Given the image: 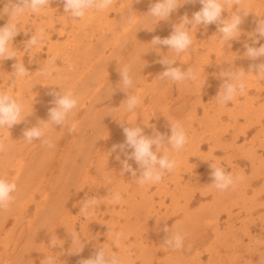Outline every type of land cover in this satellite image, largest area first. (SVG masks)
<instances>
[{
    "label": "bare ground",
    "instance_id": "bare-ground-1",
    "mask_svg": "<svg viewBox=\"0 0 264 264\" xmlns=\"http://www.w3.org/2000/svg\"><path fill=\"white\" fill-rule=\"evenodd\" d=\"M155 2L156 0H113V5L102 13L103 36L100 37L102 44L96 47L98 53L95 57H93L95 54L83 49L84 47L68 44L60 50L57 48L59 46L52 42L47 52L50 57L48 63H52L55 68L52 76H41L37 72L46 63L43 55L44 46L40 47V45L32 49L38 64L35 66L37 68L30 64L29 68H26L30 78L27 79L26 76L16 80L18 93L13 97L25 105L23 115L26 118L11 129L7 127L0 129V143L6 147V151L0 153V177L9 181L14 180L18 186L15 193L16 202L10 206V210H0V264H47L41 251L45 252L44 244L54 231H57V237L68 238V232L78 236L77 242L72 245L73 249L69 251V256L56 262L59 256L56 254L54 264H79L75 259L93 257L94 254H90L89 249L86 250L88 242L81 252L75 251L82 246L81 238L88 239L90 224L97 221L96 215H93L91 210L103 207L99 205L100 199L105 202L104 206L107 204L106 207L110 208L112 194L117 192L124 201L135 203V211L143 210L140 219L139 213L136 220L127 221L128 217H126L124 222H114L115 215L112 214V220L105 223L112 235L108 237L104 234L108 238L106 240L108 244L103 248L118 256L121 264H238L240 260L245 261V264H264V228L260 226L258 229L262 234L261 239L257 240L258 234H255L257 238L254 239L255 242L250 237L251 240L247 243L245 238L239 237L244 232L249 233L250 225L257 227V221L251 223L249 216L250 220H243L244 232L238 231V228H235L234 217L238 219L241 216L239 213L234 215L229 211L232 204L242 203L244 210L250 204L249 209L246 208V214H257L260 219L255 220L259 222L264 217V213L262 214L264 139H260L257 135L259 134L257 127L264 133V103H261L262 100L264 101V76L256 75L255 71L248 73L251 64L264 62V58L252 61L244 56L246 51L244 44L252 43L249 33L255 30L260 19H264V0H239V6L234 5L232 11H236L239 7L241 11L249 12L241 25L242 35L238 40L222 42L216 24L207 28L199 26L191 30L190 34L193 38L191 47L180 54L169 50L167 46L150 44L151 40L155 36L162 39L168 37L173 31V26L181 22V17L187 14L191 18L192 14L199 11L202 6L198 0L196 3H184L171 14L169 19L158 21L157 18L147 14L150 6ZM59 3V0L57 2L50 0L47 11L49 13L52 10L51 15L47 12L45 14L43 10L45 16L47 15L45 24L50 29L45 33L47 27L45 24L40 25L41 30L46 34L45 42L54 38L56 32L51 29L55 27V11L60 14L61 24L67 25L68 18L73 19L64 12L63 6L60 7ZM110 12H113L118 20H114L115 23H120L117 25L113 23L116 27L104 22ZM222 15L228 18L230 13L225 10ZM77 24L76 21L74 25ZM34 28L32 29L36 30ZM61 34H65V29ZM199 37L203 39L200 40ZM260 44H264V39L260 40ZM255 46L259 47V45ZM17 51L19 50L15 51L16 59L0 61V74L4 77L0 78L3 79L2 83L5 87L11 80L6 72L9 63L12 64L9 66L12 68L17 61L25 63L22 57L26 51H21L19 55ZM164 56L176 61L173 67H180L184 71L191 68L199 73L197 80L177 84L161 79L159 73H155L157 71L155 66ZM69 65L72 66V70H69ZM124 65L130 66L134 81L133 87L127 91L129 94L137 95L141 100L131 112L125 107H120L128 95L118 87L120 81L118 68ZM228 69L245 71L242 77L245 91L242 95L237 92L233 101L221 104L216 99L223 83L220 73ZM160 70V73L164 71ZM151 77H153V89L148 83ZM61 88L79 97L77 108L69 116V123L76 126L75 131L69 132L67 125L64 128L61 125H50L45 138H50L54 147L49 148L39 140L31 144L26 143L23 140L24 129L37 125L40 120L49 119L48 110L54 106L50 103L53 97L49 93L53 90L60 91ZM148 88L149 91L151 88L152 92L147 93ZM147 97L150 98L148 102ZM206 98L211 103H216L218 107L207 110L209 107L206 108L204 104ZM200 107L203 111L206 108L204 117L199 115ZM259 110H262L261 114H257ZM253 112L255 115H252ZM241 120H244L243 124ZM170 121L178 122L188 136V142L183 149L177 151L170 146L168 148L170 158H174L178 166L172 172H165L159 183L145 184L143 187L137 182L139 171L137 177H133L128 172L121 174L122 165L116 157L120 155L121 159H124V156L119 150L111 151L113 145L123 143L125 140L121 125L140 126L146 135H152L153 128L161 134L170 135ZM241 141L244 144L239 147L238 143ZM153 150L155 151V146ZM27 157L30 161L24 164ZM129 163L133 168L138 169L134 161ZM212 163L225 168L234 177L241 178L235 188L219 191L211 185ZM91 170H94L93 174L90 173ZM247 171H250L249 175ZM165 177L168 178L163 179ZM102 190L103 197L98 195ZM91 195L98 197L97 206L90 208L89 214L85 216L81 208ZM39 196L40 201H38ZM125 196L128 197L125 199ZM225 198H228V201L233 200L231 205ZM155 203L159 212L155 214L160 216L161 213L163 214L162 210H165V213L161 219L159 217V221L155 220L156 222L151 224V213L157 208L154 206ZM76 209L78 216L71 218ZM213 214L219 219L228 214L227 245L230 246V253L237 254V257L229 254L219 256L217 255L219 252L216 251L205 262L203 256L199 255L200 251L202 254L210 252L213 248L215 251L216 247L213 245L215 240L213 238L209 240L210 235L207 233L201 234L205 229L203 224ZM81 216L87 219L81 222V231L77 232L76 223L81 221ZM172 217L178 218L174 224L185 234L182 249L174 250L164 244L166 234L162 229L165 225L169 228L173 226L168 224V220ZM216 231H219L218 227ZM116 232L124 233L118 246L113 244V236ZM221 233L223 235V232ZM131 238L133 241L129 246L137 252L134 255L127 254L130 248L128 242ZM218 238L216 240H220ZM211 242L213 244L209 246L213 247L208 248ZM250 243L254 246H249ZM98 245L100 244L96 246L100 248ZM193 245H195L194 249H191ZM62 247L64 249V246ZM161 248L164 249V253L160 257L164 258L160 261L158 258L155 260V256L159 255L158 249ZM189 249L192 252L198 251V259L194 262L185 258Z\"/></svg>",
    "mask_w": 264,
    "mask_h": 264
},
{
    "label": "clouds",
    "instance_id": "clouds-1",
    "mask_svg": "<svg viewBox=\"0 0 264 264\" xmlns=\"http://www.w3.org/2000/svg\"><path fill=\"white\" fill-rule=\"evenodd\" d=\"M63 3L64 12L69 14L73 19H82L86 13L91 9L106 10L113 5V0H61ZM196 3L197 0H156L153 3L147 14L152 18H157L158 21L167 20L171 14L180 8L184 3ZM201 4L199 11L192 14L191 18L187 14L181 17V22L173 26V31L166 38L159 36L153 37L150 44L155 46L164 45L169 50L176 54L186 52L193 44L191 30L199 26H207L216 24L218 32L222 38V42H229L238 40L242 35L241 25L244 18L249 12L241 11L238 7L236 11H232L234 5L239 6V0H198ZM4 5L0 9V16L8 15L9 21L0 26V61L16 58V52L12 50L13 40L20 33L21 27L18 22H10L16 18L22 17L26 12L40 13L45 9L50 0H0ZM227 10L230 13L228 18L223 17V13ZM25 31V35H27ZM252 43H245L244 56L252 61L264 58V44H260V40L264 39V19L257 22V26L252 33H249ZM44 40V32L34 33L25 43V50H31L42 44ZM259 45V47L255 46ZM165 66V70L159 74L161 79H167L174 83H184L186 81H195L199 73L194 72L193 69L188 68L186 71L180 67H173L176 61L162 57L159 61ZM69 70L72 66L69 65ZM13 73L17 79L28 76L29 71L26 69L24 63L16 62L13 64ZM255 71L258 76H264V62L251 64L249 72ZM41 76H52L55 73V68L52 63H44L37 71ZM118 73L120 81L118 87L128 93L127 99L120 107H125L127 111H133L141 100L137 95L129 94L127 91L133 87L134 81L131 75V68L128 65L119 66ZM245 71L243 69H228L220 73L223 83L220 86L216 99L221 104H227L233 101L239 92L241 95L245 91V84L242 80ZM53 97L50 103L54 106L48 110L47 121L40 120L38 124L32 127L25 128L23 131V140L31 144L33 141L39 140L42 144L49 148L54 147L50 138H45V133L50 125H61L63 128L67 125L69 132L76 129L75 124L69 123V116L74 109L77 108L79 97L75 96L71 91L60 89V91L53 90L49 93ZM25 105L13 98L7 92L0 91V129L7 127L11 129L25 120L23 115ZM125 140L123 143L112 146L111 151L119 150L123 154L124 159L117 155L116 159L122 165L121 174L126 172L131 173L133 177H137L138 184L143 187L145 184L159 183L165 172H172L177 166L178 162L174 158H170L168 148L169 146L174 150H181L188 142V136L185 129L178 123L170 121V135L161 134L158 130L153 128L152 135H146L144 129L140 126L124 127L121 125ZM155 146V151L153 150ZM6 151L3 143H0V153ZM162 153V154H161ZM129 161H134L138 169L132 167ZM210 176L213 180V185L219 191H225L229 188H235L240 177H234L225 168L218 167L213 163L210 165ZM18 190L17 183L9 181L0 177V210H10V206L16 202L15 193ZM121 199L120 193L112 194V202L117 203ZM98 198L91 197L85 200L82 205L81 212L87 216L89 209L95 206ZM163 232L166 234L164 244L174 250L182 249L184 247L185 234L178 229L175 224L169 228L167 225L163 227ZM112 235L110 232L107 236ZM124 236L122 232H116L113 236V244L119 245V241ZM73 244L77 242L78 236L72 233ZM57 239L52 238L50 247H55ZM61 245V244H59ZM62 246V245H61ZM82 245L76 253L83 250ZM47 264H54V257H46ZM79 264H121L118 256L111 254L106 248L100 247L93 257L81 259Z\"/></svg>",
    "mask_w": 264,
    "mask_h": 264
},
{
    "label": "rangeland",
    "instance_id": "rangeland-1",
    "mask_svg": "<svg viewBox=\"0 0 264 264\" xmlns=\"http://www.w3.org/2000/svg\"><path fill=\"white\" fill-rule=\"evenodd\" d=\"M114 1H117V0H114ZM56 2H57V0H56ZM59 4H61V6L60 7H62L63 5H62V2H61V0H59ZM4 7V5L2 4V3H0V9H2ZM47 9H49V7H46L45 9H43L44 11H45V14H46V12H47V14H52V10H50L49 11V13H48V11H47ZM41 11V13H32L31 14V11H28L27 12V14H24L22 17H19V18H17L16 20H13V21H10V22H16L17 20H19V21H17V22H19V25H20V27H22L21 28V31H20V33L14 38V40H13V44H16V45H14L13 47H12V49H13V51H16V50H19V51H17V54L19 55V53H21V51H23V52H25V54H24V56L22 57L23 59H25L24 61H25V63L24 64H26L25 65V67L26 68H29V66H30V64L31 65H33L34 67L36 66V65H38L37 63H36V61H35V56H34V54H33V50L31 49V50H25L24 48H25V43H26V41L31 37V35H33L35 32L36 33H39L40 31H41V27H40V25L41 24H45L46 23V21H47V15L45 16V14H44V11ZM102 13H103V10H97V9H91V10H89L87 13H86V17H84L83 19H70V18H68L69 20V23L67 24V25H64L63 23L61 24V22L59 21V19H60V14H59V12L58 11H55L54 12V16L56 17V21H55V23H54V25H55V27H53V28H51L52 30H53V32L54 31H56V32H54V38H52V39H48L46 42H45V36H46V34L45 33H48L49 32V27H47V25L45 24V26L47 27H45L46 28V31H45V35H44V40H43V42H42V44H41V46L40 47H43L44 46V49H45V51H43L44 52V56H45V59H44V62H46V63H48L49 61H50V57L47 55V52L49 51L48 49H49V45L52 43V44H54V45H58L59 47H57V48H59L60 50L62 49V48H64L66 45H68V44H70V45H76V46H79V47H84L83 49H86V50H89L91 53H93V54H95V55H93V57H95L96 56V54L98 53L97 52V50H95L96 49V47L98 46V45H101L102 44V42H101V40H100V37L101 36H103V15H102ZM111 13V14H110ZM108 15H107V17H106V19L104 20V22L106 23V22H109V24L112 26L113 25V27H114V25L116 24H120V23H115L116 21H114V20H117L116 18H115V15L113 14V12H110ZM38 17H37V16ZM28 16H30V17H28ZM25 17V18H24ZM37 17V18H36ZM109 17V18H108ZM22 18V19H21ZM140 18H142V17H140ZM139 18V19H140ZM9 19H10V17L8 16V15H2L1 17H0V26H4L8 21H9ZM37 19V20H36ZM41 19V20H40ZM138 19V20H139ZM22 20V21H21ZM71 20V21H70ZM73 20V21H72ZM111 20V21H110ZM113 20V21H112ZM26 23H25V22ZM76 21L78 22V24L77 25H74V23H76ZM118 21V20H117ZM22 22V23H21ZM23 22H24V24H26L25 26H24V24H23ZM31 22H32V24H31ZM38 22V23H37ZM71 22V23H70ZM111 22V23H110ZM30 23V24H29ZM35 23V24H34ZM104 23V24H105ZM113 23H115V24H113ZM39 24V25H38ZM31 25V26H30ZM74 25V26H73ZM116 25H115V27H116ZM119 26V25H118ZM35 27V28H34ZM67 27V28H66ZM119 27H121V25L119 26ZM32 28H34V29H36V30H33ZM25 29V30H24ZM32 29V30H31ZM40 29V30H39ZM56 29V30H55ZM64 29H65V34H61V32L62 31H64ZM51 30V31H52ZM25 31H27V35H25ZM53 32L51 33V34H53ZM59 34H58V33ZM31 33V34H30ZM213 34V33H212ZM211 34V35H212ZM22 35H24V36H22ZM62 35V36H61ZM210 35V36H211ZM23 37H24V40H23ZM26 38V39H25ZM199 39L200 40H202L203 39V37H199ZM51 44V45H52ZM18 48V49H17ZM202 51V50H201ZM33 54V55H32ZM35 54H37V52H35ZM47 57H49V58H47ZM16 58H17V55H16ZM15 58V59H16ZM161 60V58L158 60V62H156V64H158V65H156L155 67H156V70L158 71H155V73H159L160 74V72H159V70L160 71H162V69L163 70H165V66H163L162 64H160L159 63V61ZM31 62V63H30ZM12 64H10L9 63V65H8V68L6 69V72L8 73V77H9V84H6V87H5V85L2 83V81H3V79L2 78H4L3 76H2V74H0V77H2V78H0V91H5V92H7L8 90V94L9 95H11V96H15L17 93H18V90H17V88H16V86H17V81L16 80H18L16 77H15V75H14V73H12L13 71H14V69L12 68V67H9V66H11ZM160 65V66H159ZM7 67V66H6ZM37 67H35V69H36ZM159 68V69H158ZM8 69H9V71H8ZM213 70V69H212ZM11 73V74H10ZM11 75V76H10ZM33 76V75H32ZM11 77V78H10ZM27 79L28 78H30V75L28 76V77H26ZM13 79V80H12ZM15 82V83H14ZM148 83H149V85L152 87V89L154 88L153 86H152V83H153V77H151V78H149V81H148ZM212 84H214V83H212ZM174 86H175V84H174ZM210 87V86H209ZM14 88V89H13ZM12 89H13V91H12ZM152 89L150 88V91L152 92ZM210 89V88H209ZM175 90V89H174ZM149 91V88H148V90H147V93H149L150 92ZM211 92H213L212 90H210ZM10 92V93H9ZM153 92H154V90H153ZM175 92V91H174ZM173 92V94L174 95H176L175 93ZM11 93H13V94H11ZM149 99L150 98H148L147 97V99H146V101L148 102L149 101ZM241 102H243V99H241ZM261 103H264V101L262 100V102ZM204 104L206 105V108L207 107H209V109H207V110H210V109H212L213 107H218V105L216 104V103H211L210 102V100H208V98H206V99H204ZM210 104V105H209ZM205 108V109H206ZM205 109H204V111H203V109H202V107H200L199 108V115L200 116H202V117H204V112H205ZM138 111H140V109L138 110ZM261 112H262V110H259V111H257V114H261ZM252 115H255V112H253L252 113ZM225 123H226V120L224 121ZM243 122H244V120H241V124H243ZM155 123V121H153V123L152 124H154ZM257 131H259V134H257L258 136H259V138L260 139H264V133L262 132V130L259 128V127H257ZM256 133V132H255ZM254 133V134H255ZM253 134V135H254ZM240 146L239 147H242L243 146V144H244V142H239L238 143ZM262 153V152H261ZM29 161H30V158H26L25 159V163L24 164H28L29 163ZM17 163H22V162H17ZM91 174H93L94 173V170H91V172H90ZM247 175H249L250 174V171H247ZM164 177V176H163ZM168 177H165V178H163V179H167ZM164 182V181H163ZM166 182V181H165ZM122 189V188H121ZM120 189V190H121ZM116 191H119L118 189H115ZM98 195H100V196H102L103 197V190L102 191H99L98 192ZM212 196H214V195H212ZM212 196H210V198H212ZM91 197H96V196H94V195H91ZM128 196H125V199L127 198ZM41 197L39 196V198H38V201H40L39 199H40ZM96 198H98V197H96ZM124 198V197H123ZM121 201L120 202H117V203H114V202H109V204L110 205H112L110 208H107L106 206H107V204H106V206H104L103 204L105 203V202H103V200H99V205L101 206H103V207H101L100 209H97L96 208V210L95 209H93V210H91L92 211V214L93 215H96V217H95V220L97 219V221H95L94 223H92V224H90L91 225V227H90V232H89V234H88V239H83V238H81L83 241H81V243H82V245H84V246H86V243L88 244L86 247H88V248H86V250L87 249H89V251H91V253L90 254H94L95 255V253L97 252V250L99 249L96 245L97 244H100V245H98V246H100V247H104L105 246V244L107 245L108 243H107V239L108 238H106L107 236H105L108 232H110L109 230H108V227L106 226V224L105 223H107V222H109L110 221V219L112 220V214H113V216L115 215V217H113V221L115 222V221H121V222H124V220H126V217H128L127 218V221L128 220H130V221H133V220H136V216H139L138 214L140 213V216L138 217L139 219H140V217H141V215H142V213H143V210L142 209H138L137 211H135V203H132V201H131V199H130V203H128V201H124L122 198L120 199ZM225 200H229L228 198H225ZM226 201V202H227ZM232 199H230V201H228L227 203H229L230 205H231V203H232ZM209 202H211V201H209ZM239 202V201H238ZM112 203V204H111ZM168 204H169V202H167ZM241 204L242 203H238V205H233L232 204V207L230 206V209H229V211H231L230 213H233L234 215H237L238 213H239V215L241 216V217H239L238 219L237 218H235L234 217V222H235V228H238L237 230L238 231H243L244 232V226L245 225H243V222L244 221H247V220H250V222L252 223H254V222H256L257 224H258V226L257 227H253L252 225H250L251 226V228H250V231H249V233H243L242 234V236L241 237H239V238H245V240H246V242L247 243H249V241L251 240L250 239V237L252 238V240L255 242V234L257 235L258 234V236H257V240H259V239H261V236H262V234H260L261 232H259V228H260V226H262L263 228H264V217H263V220L261 221V222H259V220H255V219H260L259 217H258V215L257 214H246V212L245 211H247L246 210V208L247 209H249L248 208V206H250V204H248V206L245 208V210H244V205L243 206H241ZM116 205V206H115ZM129 205V206H128ZM97 206V205H96ZM121 206V207H120ZM155 208L157 207V203H155ZM234 206V207H233ZM136 207H137V205H136ZM203 207V206H202ZM236 207V208H235ZM238 207V208H237ZM197 209H199L200 207H196ZM232 208V209H231ZM233 208H234V210H233ZM243 208V209H242ZM107 209H110V211H108ZM121 209H123V210H121ZM134 209V210H133ZM158 207L154 210V211H152V213H151V217H152V219H150V223L151 224H153V223H155L157 220L159 221V217H160V219L162 218V215L165 213V210H162V212H163V214L161 213V215L159 216V215H157L159 212H158ZM78 209H76L75 210V212L73 213V216L71 217V218H73V217H77L78 216V211H77ZM98 210V211H97ZM243 210V211H242ZM107 211V212H106ZM112 211V212H111ZM229 211H228V213H229ZM241 211V212H240ZM121 212L123 213V214H121ZM142 212V213H141ZM108 213V214H107ZM109 213H111V214H109ZM126 213H128L127 215H125ZM155 213H157V214H155ZM248 213V212H247ZM264 213V211L262 212V214ZM107 215V216H105V215ZM117 214V215H116ZM120 214V215H119ZM153 214V215H152ZM134 215V216H133ZM155 215V216H154ZM238 215V216H239ZM123 216V217H122ZM125 216V217H124ZM129 216H131V217H129ZM154 216V217H153ZM249 216H251L250 217V219H249ZM256 216V217H255ZM254 217V218H253ZM103 218V219H102ZM115 218V219H114ZM124 218V219H123ZM224 218V219H223ZM243 218V219H242ZM245 218V219H244ZM246 218H248V219H246ZM80 219H81V221L79 220V222H77L76 223V231L77 232H80L81 231V222L82 221H85L87 218L85 217V216H81L80 217ZM122 219V220H121ZM144 219V218H143ZM146 219V218H145ZM178 218L177 217H172L170 220H168V224L170 223V225L172 226V225H174V222H176V220H177ZM142 220V219H141ZM156 220V221H155ZM227 220L229 221V217H228V214H226L225 216L223 215V217L221 218V219H219V218H215V215L213 214V215H211L210 216V218H208L207 219V221L203 224L204 226V230L201 232V234H208V235H210V238H209V240L211 239V238H213L215 241H213V242H215L214 244H213V242H211L210 244H208V248L210 247V248H212L213 246H209V245H211V244H213V245H215V251H213L214 250V248H213V250L211 249L210 250V252H205V253H201V251H200V254L199 255H201V256H203V260L205 261V262H207L208 261V258L210 257V255L211 254H213V252L215 253L216 251L217 252H219V254H217V255H219V256H222L223 254H229V255H231V256H236L237 257V254H234V255H232L230 252H231V250L229 249L230 248V246H228L227 245V235H228V230H226V228H227V225H226V222H227ZM244 220V221H243ZM100 221H103V222H100ZM100 222V223H99ZM259 222V223H258ZM208 223H209V225H208ZM211 223V224H210ZM205 224L206 225H208V226H205ZM219 224V225H218ZM209 226H211V227H209ZM219 228V231L217 232L216 231V229H217V227ZM220 226V227H219ZM226 226V227H225ZM249 226V225H248ZM247 226V227H248ZM103 227V228H102ZM252 228L254 229V230H252ZM257 228V229H256ZM226 232H225V231ZM258 230V231H257ZM216 231V232H215ZM56 232L57 231H54V233H53V235L52 236H50V237H47V242L44 244L45 245V252L44 251H41V253L43 252V258L45 259L46 257H56V254L57 255H61L59 258L57 257V261L56 262H59L62 258H65V257H67V256H69V254H70V252H71V250L73 249V239H72V234L70 233V232H68L69 233V237L68 238H66L65 236L64 237H57L58 235V233L56 234ZM99 232V233H98ZM106 232V233H105ZM213 232H215V234L217 233V234H219V235H215ZM221 232H223V235H222V233ZM252 232V233H251ZM257 232V233H256ZM226 233V234H225ZM105 234V235H104ZM248 234V235H247ZM251 234V236H249ZM104 235V236H103ZM214 235H215V238H214ZM221 235V236H220ZM89 237H90V239H89ZM219 237V238H218ZM226 237V238H225ZM260 237V238H259ZM52 238H54V239H57V243H59V244H61L62 246H64V249H63V247L61 246V245H57V246H55V247H50V242H51V239ZM92 238V239H91ZM216 238H218V239H220V240H216ZM70 239V240H69ZM69 240V241H68ZM90 240V241H89ZM209 240H208V243H209ZM257 240H256V243H257ZM133 241V239L131 238V240L128 242V246H129V243H130V245H131V242ZM217 241V242H216ZM92 242V243H91ZM97 244H96V243ZM221 242V243H220ZM66 243V244H65ZM222 243H225V244H222ZM246 243V244H247ZM259 243H261V242H259ZM219 244H221V246L219 245ZM253 244H255V243H253ZM94 245V246H93ZM249 246L251 245V247L252 246H254V245H252L251 243L250 244H248ZM260 245V244H259ZM13 246H15V245H13ZM69 246H70V248H69ZM194 246L195 245H193L192 246V248L191 249H194ZM261 246V245H260ZM67 247V248H66ZM130 248H129V250H128V253L127 254H130V255H134V254H136L137 252L132 248V246H129ZM218 247V248H217ZM262 248H263V246H261ZM95 248V249H94ZM220 248V249H219ZM246 248V247H245ZM70 249V250H69ZM94 249V250H93ZM191 249H189V251H188V254H186V256H185V258L186 259H188L190 262H194L195 260H197L198 259V251H190ZM229 249V250H228ZM160 250V251H159ZM221 250V251H220ZM222 250L224 251V252H222ZM64 252V254L62 253V252ZM70 251V252H69ZM131 251V252H130ZM134 251H135V253H134ZM158 251H159V255L156 257L155 256V260L158 258L159 260L158 261H160V259H162V258H164V257H160V255L162 254V253H164V249L163 248H161V249H158ZM169 253H171V251H169ZM222 253V254H221ZM235 253H236V251H235ZM243 253H244V250H243ZM162 256V255H161ZM54 257V258H55ZM197 257V258H196ZM224 257H226V258H228L226 255H224ZM232 257V258H233ZM192 258V259H191ZM247 258H249V257H247ZM135 259V258H134ZM238 259V258H237ZM237 259H236V263L238 262L237 261ZM46 260V259H45ZM81 260V258H77V259H75V262H79ZM241 261V260H240ZM238 262V264L239 263H241V264H245V261H241V262ZM58 264V263H57Z\"/></svg>",
    "mask_w": 264,
    "mask_h": 264
}]
</instances>
